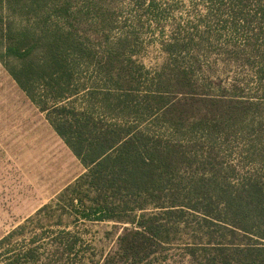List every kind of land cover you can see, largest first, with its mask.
Wrapping results in <instances>:
<instances>
[{
    "label": "trees",
    "instance_id": "1",
    "mask_svg": "<svg viewBox=\"0 0 264 264\" xmlns=\"http://www.w3.org/2000/svg\"><path fill=\"white\" fill-rule=\"evenodd\" d=\"M0 64L84 170L59 208L121 229L97 264H264V0H0ZM47 208L0 264L72 257Z\"/></svg>",
    "mask_w": 264,
    "mask_h": 264
},
{
    "label": "rangeland",
    "instance_id": "2",
    "mask_svg": "<svg viewBox=\"0 0 264 264\" xmlns=\"http://www.w3.org/2000/svg\"><path fill=\"white\" fill-rule=\"evenodd\" d=\"M156 50L148 51L146 63L153 62ZM83 168L41 113L19 89L0 64V239L26 223L28 218L49 205L38 216V226L26 229L25 241L42 235L39 243H50V236L67 228L78 239L72 257L65 264L101 262L113 248L121 229L112 223L79 219L66 208H59L58 196L83 173ZM60 203V204H59ZM62 225H58V220ZM65 225V226H64ZM21 238L17 240L21 244ZM179 248L173 249L168 263L177 264Z\"/></svg>",
    "mask_w": 264,
    "mask_h": 264
}]
</instances>
